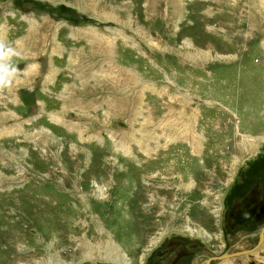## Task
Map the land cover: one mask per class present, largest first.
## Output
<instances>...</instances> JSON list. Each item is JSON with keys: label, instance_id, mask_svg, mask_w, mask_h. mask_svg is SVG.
<instances>
[{"label": "rangeland", "instance_id": "rangeland-1", "mask_svg": "<svg viewBox=\"0 0 264 264\" xmlns=\"http://www.w3.org/2000/svg\"><path fill=\"white\" fill-rule=\"evenodd\" d=\"M0 40V264L223 248L264 175V0H0Z\"/></svg>", "mask_w": 264, "mask_h": 264}, {"label": "flooded vegetation", "instance_id": "flooded-vegetation-1", "mask_svg": "<svg viewBox=\"0 0 264 264\" xmlns=\"http://www.w3.org/2000/svg\"><path fill=\"white\" fill-rule=\"evenodd\" d=\"M252 177H247L250 186L245 193L226 205L225 227L234 234L220 251L198 249L196 242L169 237L163 249L154 250L151 258V253L146 254L149 257L141 258V264H264V228L259 235L264 227V175Z\"/></svg>", "mask_w": 264, "mask_h": 264}, {"label": "clouds", "instance_id": "clouds-1", "mask_svg": "<svg viewBox=\"0 0 264 264\" xmlns=\"http://www.w3.org/2000/svg\"><path fill=\"white\" fill-rule=\"evenodd\" d=\"M18 52L10 43L0 40V92L9 87L19 71L14 58Z\"/></svg>", "mask_w": 264, "mask_h": 264}, {"label": "bare ground", "instance_id": "bare-ground-1", "mask_svg": "<svg viewBox=\"0 0 264 264\" xmlns=\"http://www.w3.org/2000/svg\"><path fill=\"white\" fill-rule=\"evenodd\" d=\"M102 245L104 246V245H106V244H102ZM102 250H106V251L108 252V255H109V256H108L107 258L115 257V258H113V259H117V260L121 259V254H120L118 251H115V250H113V251H114V252H113V251L109 248V245H106L105 247H103ZM115 252H116L117 254H116Z\"/></svg>", "mask_w": 264, "mask_h": 264}, {"label": "water", "instance_id": "water-1", "mask_svg": "<svg viewBox=\"0 0 264 264\" xmlns=\"http://www.w3.org/2000/svg\"><path fill=\"white\" fill-rule=\"evenodd\" d=\"M241 216H242V215H241ZM241 216H240V217H241ZM263 228H264V227H261V228L259 229V235H261V231L263 230Z\"/></svg>", "mask_w": 264, "mask_h": 264}]
</instances>
